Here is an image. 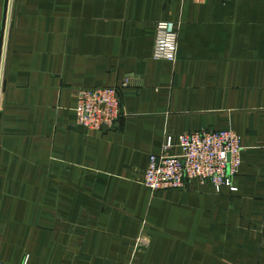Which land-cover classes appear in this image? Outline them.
<instances>
[{
	"label": "crops",
	"instance_id": "crops-1",
	"mask_svg": "<svg viewBox=\"0 0 264 264\" xmlns=\"http://www.w3.org/2000/svg\"><path fill=\"white\" fill-rule=\"evenodd\" d=\"M255 13V14H254ZM179 30L154 58L156 25ZM120 88L111 128L78 90ZM232 129L238 187L141 178L168 134ZM178 151V150H177ZM264 264V11L216 0H0V262Z\"/></svg>",
	"mask_w": 264,
	"mask_h": 264
},
{
	"label": "built area",
	"instance_id": "built-area-1",
	"mask_svg": "<svg viewBox=\"0 0 264 264\" xmlns=\"http://www.w3.org/2000/svg\"><path fill=\"white\" fill-rule=\"evenodd\" d=\"M178 39L176 23L160 20L156 25L154 58L174 61ZM76 111L78 123L88 129L114 127L123 115L120 88H80ZM242 150L241 136L232 129L168 134L162 152L150 155L141 183L153 192L179 190L194 181L210 183L217 192L225 187L237 191L234 178L242 164ZM27 261L28 256L21 264Z\"/></svg>",
	"mask_w": 264,
	"mask_h": 264
},
{
	"label": "rangeland",
	"instance_id": "rangeland-1",
	"mask_svg": "<svg viewBox=\"0 0 264 264\" xmlns=\"http://www.w3.org/2000/svg\"><path fill=\"white\" fill-rule=\"evenodd\" d=\"M216 3L223 9H248L257 14L264 11V0H216Z\"/></svg>",
	"mask_w": 264,
	"mask_h": 264
},
{
	"label": "water",
	"instance_id": "water-1",
	"mask_svg": "<svg viewBox=\"0 0 264 264\" xmlns=\"http://www.w3.org/2000/svg\"><path fill=\"white\" fill-rule=\"evenodd\" d=\"M104 129H107V127H104Z\"/></svg>",
	"mask_w": 264,
	"mask_h": 264
}]
</instances>
